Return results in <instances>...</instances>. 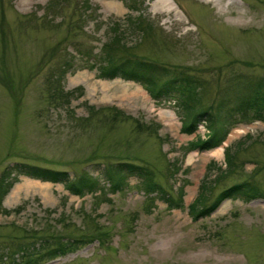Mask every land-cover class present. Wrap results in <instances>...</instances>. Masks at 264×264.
<instances>
[{"label":"rangeland","instance_id":"374dc122","mask_svg":"<svg viewBox=\"0 0 264 264\" xmlns=\"http://www.w3.org/2000/svg\"><path fill=\"white\" fill-rule=\"evenodd\" d=\"M164 1L145 0L151 29L126 33L116 56L187 70L205 83L201 109L220 95L230 100L240 83L264 78V0ZM129 3L0 0V174L27 163L70 178L86 172L101 186L78 197L63 184L21 177L2 202L0 264L30 260L31 231L93 239L39 264H264V197L227 199L197 220L189 213L209 165L227 169V150L233 170L214 184L206 204L244 180L264 191V123L232 126L221 146L190 152L188 144L208 133L202 126L182 133V99L156 101L138 83L99 79L93 65L110 28L126 29L127 18L139 15ZM118 162L146 167L173 197L184 186L181 208L149 200L138 177L111 194L103 174ZM103 233L104 242L95 240ZM18 237L28 242L14 262L9 256Z\"/></svg>","mask_w":264,"mask_h":264},{"label":"trees","instance_id":"16d2710c","mask_svg":"<svg viewBox=\"0 0 264 264\" xmlns=\"http://www.w3.org/2000/svg\"><path fill=\"white\" fill-rule=\"evenodd\" d=\"M129 1L130 3L127 4L129 11L139 13V15L136 18H131V16L127 18L126 23L129 27L126 29L117 23H114L110 28L111 37L103 45L102 54L98 55V65H93L99 79L120 78L138 83L156 101L170 100L176 96L178 99H182L181 104L185 110V116L182 119V133L195 134L200 124H205L209 132L206 138L197 136L188 144L190 152L208 151L221 146L232 126L256 121L264 123V78L255 79L253 77L245 83H240L241 88L234 91L230 100H228V96L220 95L215 104L201 109L197 108V103L200 100V92L204 91L205 83L187 70H169L165 66H160V64L149 60L128 55L116 56L115 51L125 44L126 33L138 32L145 35L151 29V24L144 20L145 0H142L140 4L135 0ZM226 152V170L213 163L209 165L208 173L200 185L199 194L189 207V213L193 220L211 215L227 199H241L248 203L264 197V191L257 183L244 180L223 190L211 203L206 204L208 194L211 193L214 184L233 170L234 161L230 158L229 151ZM211 166L213 167L210 168ZM210 176H213V179L207 182ZM21 177L63 184L69 194L78 197L101 191L99 178L86 172L70 178L67 171L53 170L27 163L9 165L0 174V213L5 196L20 181ZM130 177H138L142 180L145 192L152 195L149 200H154V197H157L169 209L181 208L184 186H179L178 196L173 197L170 192L153 180L152 172L146 167L130 162H118L107 167L103 174L111 194L121 192ZM28 235V240L32 239L31 243L34 244L27 251L26 257L30 260L26 264H39L45 260L52 261L59 257H65L75 253L82 246L90 244L93 240L88 238L89 236L69 237V239L52 234L44 236L39 235L36 231H31ZM105 236L106 234L103 233L95 240L104 242ZM28 240L20 237L16 238V241L11 240L13 245L16 244L14 247H17L16 250L10 251L9 257L14 262L17 259L15 255L20 253H22L20 255H24L25 246L23 243H27ZM8 244L11 242L9 241Z\"/></svg>","mask_w":264,"mask_h":264},{"label":"bare ground","instance_id":"6f19581e","mask_svg":"<svg viewBox=\"0 0 264 264\" xmlns=\"http://www.w3.org/2000/svg\"><path fill=\"white\" fill-rule=\"evenodd\" d=\"M212 1L214 2L215 0H212ZM162 3L167 5L166 1H164V0H162ZM112 5H114V3H112ZM214 156L215 157H219L220 156V151L214 152Z\"/></svg>","mask_w":264,"mask_h":264}]
</instances>
